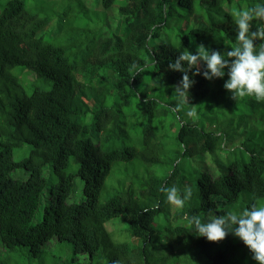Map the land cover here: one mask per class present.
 <instances>
[{"label":"trees","instance_id":"1","mask_svg":"<svg viewBox=\"0 0 264 264\" xmlns=\"http://www.w3.org/2000/svg\"><path fill=\"white\" fill-rule=\"evenodd\" d=\"M50 1L52 9L46 0H0L2 247L37 257L49 243L64 242L89 264H257L239 238L210 242L189 218L209 208L219 216L264 206V101L233 99L223 86L227 70L207 80L201 62L200 75L189 72L195 83L178 112L173 86L183 73L168 64L180 52L196 54L199 44L233 47V13L264 0ZM113 6L115 26L106 14ZM52 22L67 36L64 44L51 37ZM262 23L253 20V30ZM17 68L49 89L27 95ZM189 110L196 115L187 117ZM23 146L27 152L14 160ZM120 164L146 176L115 181L101 202ZM17 170L27 178L14 179ZM77 178L82 200L68 203ZM173 185L193 189L183 208L172 209L159 190ZM42 205V220L32 225ZM120 217L134 246L113 243L105 229Z\"/></svg>","mask_w":264,"mask_h":264},{"label":"clouds","instance_id":"2","mask_svg":"<svg viewBox=\"0 0 264 264\" xmlns=\"http://www.w3.org/2000/svg\"><path fill=\"white\" fill-rule=\"evenodd\" d=\"M233 16L237 29L233 47L220 51L199 44L196 54L189 50L180 52L174 61L169 62V70L183 73L182 80L173 86V93L180 100L176 111L182 110V104L189 103V90L195 83L189 72L196 69L193 75H200L201 62L205 65L202 75L207 80L223 78L227 70L229 78L223 86L232 93L233 99L255 97L257 101H264V23L255 30L252 28L253 20L264 21V3L239 9ZM257 40L261 41L258 51ZM185 114L189 118L196 115L191 110ZM159 190L166 194L170 205L180 208L193 197V189L187 185L183 190L175 185L162 186ZM215 213L209 208L206 216L192 215L189 218L197 235L206 237L210 242H220L231 233L243 241L257 264H264V206L253 204L249 208L229 210L219 216ZM113 264H120V261H113Z\"/></svg>","mask_w":264,"mask_h":264},{"label":"rangeland","instance_id":"3","mask_svg":"<svg viewBox=\"0 0 264 264\" xmlns=\"http://www.w3.org/2000/svg\"><path fill=\"white\" fill-rule=\"evenodd\" d=\"M45 4L49 7V9L53 8V5H51L52 1L46 0ZM54 1V0H53ZM84 1V0H83ZM92 2V0H85ZM65 4V2L63 3ZM76 4H72L71 11H76ZM96 10H102L100 3L97 2L94 4ZM107 14V21L108 24L111 26H115L118 21L119 17L117 14V8L116 7H111L106 11ZM53 29L51 33V37L54 38L56 41L62 42L64 44L65 39L67 36H61L57 35L58 34V27L55 26V24L52 22L50 24ZM14 74L17 75L19 80L22 83V86L24 87V91L27 95L31 94V91L34 88L46 90L49 89V86L44 84L43 82L40 81H35V77L32 74H28L26 70H22L20 68H17L14 70ZM20 152H27L26 146H23L20 148V150H17L16 153L14 154L13 159L18 161L20 160V157H18L17 153ZM72 167H70L68 170H66V173L71 172ZM73 169V168H72ZM128 173L129 177L125 176ZM45 175L47 176V170H44ZM12 177L14 179H26L28 172L25 171H20L17 170L13 172ZM136 175L137 180L141 179L142 177L146 176V172L144 169H138L137 166L135 165H124L120 164L115 168L113 173L111 174L110 179L107 181V190H105L100 196L99 199L101 202H104L107 200V198L115 192V189L111 188L110 186L112 184H116L115 181H124L126 183H136V178L134 177ZM75 183V190L72 192V194L69 196L67 202L68 203H79L82 200L81 196V189L83 187L82 182L77 178L74 180ZM117 189V187H116ZM177 206L172 205V209H175ZM43 216V205L37 213L35 214L33 220H32V225H36L42 220ZM105 229L109 234V237L111 238L112 242L115 244L119 243H127L130 246L135 245L134 239H132L126 229V224L123 221V218H117L114 220H111L107 222L105 225ZM160 254H162V247L158 246ZM158 252V251H157ZM158 252V255H159ZM0 264H89V262L81 255L74 256L71 252L70 245L64 242H54V243H49L45 247H43V251L41 255L37 257H32L28 254L26 249H21L15 252H7L1 245L0 243ZM94 264H106V261L104 259L94 261ZM162 264H173V262L170 261H162Z\"/></svg>","mask_w":264,"mask_h":264}]
</instances>
